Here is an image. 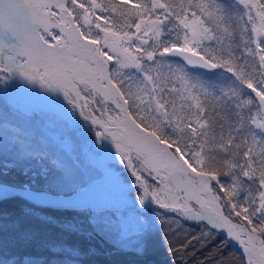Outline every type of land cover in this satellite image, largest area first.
I'll use <instances>...</instances> for the list:
<instances>
[{
    "label": "snow or ice",
    "instance_id": "snow-or-ice-1",
    "mask_svg": "<svg viewBox=\"0 0 264 264\" xmlns=\"http://www.w3.org/2000/svg\"><path fill=\"white\" fill-rule=\"evenodd\" d=\"M25 2L32 25L0 15V80L61 93L141 203L196 222L164 233L172 264H235L232 242L264 264V0Z\"/></svg>",
    "mask_w": 264,
    "mask_h": 264
},
{
    "label": "rangeland",
    "instance_id": "rangeland-1",
    "mask_svg": "<svg viewBox=\"0 0 264 264\" xmlns=\"http://www.w3.org/2000/svg\"><path fill=\"white\" fill-rule=\"evenodd\" d=\"M125 71L133 76L137 75L134 69ZM50 92L38 83L28 82L18 75L0 80L1 96L8 100L7 102L10 103L12 108L14 107L13 109L21 112L20 115H17L11 108H0V140L4 146L6 142L4 137L7 135V130L14 128V132L18 133L21 141L26 142L20 146L21 143L18 141V144H16L17 150H14L13 146L9 150L5 148L0 150V182L22 184L23 187L34 190L40 187L44 191L51 192L55 190L60 193L61 189L73 187L74 183H71V180H74L75 173L78 170L84 173L86 167L91 166L97 156L100 160L109 164L110 167L111 165H122L123 167H120L123 169L125 167L129 177L122 174L121 178L124 180L134 179L126 163L120 159L111 140L98 138L95 126L90 122H86V125L82 124L79 128L76 118L72 114L68 116L66 103L58 100L56 95L52 91ZM77 129L83 142L87 141L93 146L92 155L90 158L84 159V162H79L77 155L74 162L73 159L68 162V160L65 161L61 157L65 163L56 164L59 155L53 154L52 151H57L58 147L64 145L69 151H72L74 149L73 143L78 138ZM42 146L46 148L42 149ZM30 148H33L32 156L27 157L26 153L30 152ZM8 159H16V161H8ZM115 169L117 168L115 167ZM146 179L148 180L147 176ZM148 182L150 185H154L151 179ZM133 194L139 197V190H134ZM39 215L50 221L48 214L41 213ZM69 217L70 215H67V218H65L70 220L65 225L75 228L90 237V244L86 243L91 248L89 253L100 248L104 249V252H118L119 246L134 244L135 239L139 235L141 237L147 228L159 225L162 220L150 208L139 211L130 206H123L110 211L104 210L102 213L85 210L81 216ZM168 228H172V232L179 229L177 235L184 234L183 230L180 229V225H172ZM174 239L175 237H172L170 242ZM68 240H63L64 249L60 252L63 255L60 262L78 264V260L73 259V257L81 256L80 253H86L87 249H71L67 245ZM54 247L55 252L58 251L61 243L58 244L57 249L56 246ZM182 256L181 253L163 264H172L176 260L183 261L185 258ZM235 256L238 261L236 263L239 264V257L238 255ZM161 257L165 260L164 255ZM27 262L28 264H34L33 260Z\"/></svg>",
    "mask_w": 264,
    "mask_h": 264
},
{
    "label": "bare ground",
    "instance_id": "bare-ground-1",
    "mask_svg": "<svg viewBox=\"0 0 264 264\" xmlns=\"http://www.w3.org/2000/svg\"><path fill=\"white\" fill-rule=\"evenodd\" d=\"M7 130V129H6ZM13 129L7 130V135L5 133V139L6 142L3 146L2 141L0 140V150L5 148L7 150L11 149L12 146L14 147V150L18 149L17 145L18 141L23 145L26 142L21 141V139L18 136V133L14 132ZM18 131V130H17ZM78 133V138L75 139L76 143L74 144V149L72 151H69L64 145L63 147H58L57 151L54 150L52 151L53 154L59 155L58 162L56 164H63L62 162L65 163L66 160L71 161L72 159L75 158L77 155L78 161L79 162H84V159L90 158L92 155V149L93 146L88 143L87 141L83 142V140L79 137L80 133L78 130L76 131ZM3 133V134H4ZM12 143H10L9 141ZM82 141V142H81ZM76 145V146H75ZM46 147L42 146V149H45ZM32 149L30 148V152L26 153L27 157L32 156ZM56 151V152H55ZM31 154V155H30ZM40 155V154H39ZM64 158V160L61 159ZM72 162L70 163V165ZM61 167H64L63 165H60ZM59 167V166H58ZM56 167V168H58ZM87 170L91 171L89 166L86 167ZM61 170L60 168H58ZM100 171L103 174L102 177V182L103 183H98L95 186H98L94 188L93 190H86L85 188H77V187H70L69 189H61V192L57 191H51V192H42V191H34L31 193H28L27 191H19L14 189L13 187L10 186H0V197L3 195H8V194H14L16 192H20L21 194H24L26 196H29L30 198H33L34 200H37L38 206L42 207L44 211L51 212L54 215H58L65 221H70L67 218V215L71 218L74 215H78L79 208H81V205L88 206L87 208L90 207H96L97 210L100 211H110L113 209L121 208L124 205H132L133 207H146L150 203V198L145 199L143 203H141L140 200V189L139 186L137 185L136 181L131 179L130 181H126L123 178H121L122 173L119 171H114L112 168H110L108 165H100L99 166ZM62 171V170H61ZM92 172V171H91ZM62 187V186H61ZM139 190V197H136L133 192L134 190ZM87 199L90 200L87 201ZM158 228L153 226L151 227L150 230H157ZM53 236V240L49 241L51 243L52 250L48 249V252L50 255H58L60 252L64 249L63 248V233H59L57 236L56 234H51ZM56 238H55V237ZM71 240V238H67ZM87 240L86 238H82L79 240V249L82 245H84V241ZM61 243V247L59 248L58 251L55 252V247L57 249V246L59 243ZM90 244V243H89ZM69 247H72V243H67ZM86 253L81 252V258L79 257L80 260H85L87 264H100L99 259L105 254L104 249H96L93 250L92 253H89L90 247L86 246ZM119 252H127L125 250L119 249L118 252H115L117 255ZM129 255H132L128 253ZM79 255V254H78ZM135 256V255H132ZM132 259H134L132 257ZM131 264H137L135 260H131Z\"/></svg>",
    "mask_w": 264,
    "mask_h": 264
},
{
    "label": "trees",
    "instance_id": "trees-1",
    "mask_svg": "<svg viewBox=\"0 0 264 264\" xmlns=\"http://www.w3.org/2000/svg\"><path fill=\"white\" fill-rule=\"evenodd\" d=\"M35 210H40L50 216H57L51 215V212L44 211L42 207L18 196L0 199V255L7 258L17 257L19 260L32 258L33 261L37 260L39 264H47L57 260V255H50L48 252V249H52V245L49 243L53 240L51 234L57 236L59 233H63V238L70 235L73 242L79 243V240H76V238H80L79 234L66 230L59 222H46L35 214ZM168 227L170 226H161L157 230H149L141 239V247L138 250L130 249L128 251L135 256L129 255L127 252H119L118 255L116 253L104 254L99 259V263L131 264V260H135L137 264H163L173 259L174 257H168V260H163L161 257L171 254L165 245V240L170 243L172 238L164 236V233L170 234L172 232V228L169 229ZM230 252L235 258V264H237L235 254L231 249ZM182 257L185 258L184 260L187 259L184 255Z\"/></svg>",
    "mask_w": 264,
    "mask_h": 264
},
{
    "label": "clouds",
    "instance_id": "clouds-1",
    "mask_svg": "<svg viewBox=\"0 0 264 264\" xmlns=\"http://www.w3.org/2000/svg\"><path fill=\"white\" fill-rule=\"evenodd\" d=\"M35 8L25 0H0V15L5 19L12 18L21 26H30L33 24ZM7 34L6 26L0 24V46L4 45L2 37Z\"/></svg>",
    "mask_w": 264,
    "mask_h": 264
},
{
    "label": "water",
    "instance_id": "water-1",
    "mask_svg": "<svg viewBox=\"0 0 264 264\" xmlns=\"http://www.w3.org/2000/svg\"><path fill=\"white\" fill-rule=\"evenodd\" d=\"M87 201H89V202H90V200H89V199H87Z\"/></svg>",
    "mask_w": 264,
    "mask_h": 264
}]
</instances>
